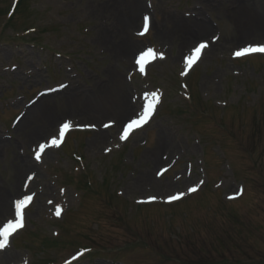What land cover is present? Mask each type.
<instances>
[{
  "label": "rangeland",
  "instance_id": "374dc122",
  "mask_svg": "<svg viewBox=\"0 0 264 264\" xmlns=\"http://www.w3.org/2000/svg\"><path fill=\"white\" fill-rule=\"evenodd\" d=\"M23 1L0 34V192L12 210L24 180L33 174L29 192L35 199L26 229L0 253V264H66L80 249L91 251L72 264H264V57L232 58L239 47L263 43L264 28L258 37L243 30L260 18L259 8L242 14L239 0H142L130 27L122 21L133 0ZM248 1L264 8V0ZM12 3L0 0V25ZM148 14L156 16V24L148 39L140 40L142 16ZM175 19L205 22L212 30L185 35L187 44L168 35L162 45L157 30L170 34ZM213 37L216 46L192 75L182 76L185 50ZM127 39L137 46L114 54ZM149 44L167 59L140 78L133 59ZM69 84L83 95L98 90L108 95L100 101L95 123L78 117L75 125L114 126L98 146L90 140L99 130L74 131L62 149L48 151L37 163L36 140L22 138L14 120L41 91ZM159 89L163 100L157 116L121 144L119 129L140 111L141 96ZM64 93L47 103L56 115L53 130L88 113L86 97L70 108ZM118 96L135 100L134 111L121 119L112 111ZM161 141L167 144L162 147ZM16 159L34 164L17 174ZM161 167L171 169L160 186L139 184L147 173L156 178ZM70 176L88 177L94 190L83 194ZM203 182L202 191L184 202L161 206L166 196ZM240 187L245 197L228 203L226 197ZM150 196L156 197L155 205L138 203ZM56 206L64 209L61 218L54 215Z\"/></svg>",
  "mask_w": 264,
  "mask_h": 264
},
{
  "label": "bare ground",
  "instance_id": "6f19581e",
  "mask_svg": "<svg viewBox=\"0 0 264 264\" xmlns=\"http://www.w3.org/2000/svg\"><path fill=\"white\" fill-rule=\"evenodd\" d=\"M141 3H142V0H133L131 7L129 8V10H131V11H130L129 15L127 16V19L123 20L122 23H126V25H129L130 27H134L136 25V17L134 14H135V11L140 7ZM239 5H240V10H241L242 14L246 13L247 9H249L250 7H253V6H255L256 8H259V10L261 11L259 14L260 18L256 19L254 21L255 23H253L248 28L247 27L243 28L244 33L254 32L255 37L256 36L258 37L261 33V29L264 28V8H262V6L259 5V3H254V5H253L248 0H239ZM250 9H254V7L250 8ZM185 26H187V27H185ZM211 30H212L211 27L205 22L204 23H198V22H194V21L185 22V21H182L181 19H179V20L175 19L173 21L172 28L170 29V34H167L164 30L158 29L157 30V36L162 41V43H165L167 41V36L170 35L173 39L179 38V40L182 41L183 44H187L189 42V41H187V39L189 40V38L187 37V39H186V36H188L189 33L192 36H198L199 37V36H204L205 34L211 32ZM185 31L186 32L189 31V32L186 33ZM136 46H137L136 43L132 39H127L125 44L122 47H118L116 50L114 49V54H117V53L122 52V51L128 53L132 49H134ZM212 49H213V46L210 47V50H212ZM203 58L204 57H202V59ZM202 59L199 61V63L197 65L200 64ZM197 65L194 67V69L192 70L190 75H192L194 73ZM99 89H101V87ZM67 93H68V95L66 97L67 99H65V102L70 108L73 105L78 106L77 104L79 102L78 100H80V97H83V98L86 97V100H87L86 104L83 105V110L87 111L88 113L81 112L80 116H77V117L72 118V119H77L78 117H85L87 120L92 121L93 123H95L94 120H98V119H95V118H97L95 115L98 112H101V108H103V107L100 108V106H99L100 101L102 99H103V101H105L106 98L108 97V95H106V92L104 90L103 91L98 90V91H96V93H93L91 95H83V93L81 91H78V89H67ZM58 95H61V94L52 95L50 97H45V98H43V99H45V100H43V102L40 103L38 101L32 107L26 109V112H25L23 118L20 120V122L17 125V128H19V130H20L19 132L21 133L22 138H24L25 140L35 139L36 142H40L41 140H45V137L47 135L49 136L52 133V130L54 128L53 124L55 123L54 120L56 119V115H54L52 107L47 105V103H49V100L51 98L54 99ZM134 108H135V106L131 101L127 102V100H125L124 97L118 96V102L116 103L114 108H112V111L118 116L117 118L121 119L123 116L133 112ZM125 122L126 121H124V123ZM108 134L109 133L107 131L102 130L100 128L99 133L92 140H90V145L91 146H98L99 144L106 142L107 138H109ZM69 135L66 138L65 144L67 142ZM32 143H33V141L31 142L30 145H32ZM165 143L166 142L161 141L160 144L162 145V147H164L167 144V143L166 144ZM1 146H2V142L0 141V147ZM147 157H148V155H147ZM149 158L157 159V155H153L152 157H150V155H149ZM14 162L16 165V167L14 169V173H17V174H20L22 172V170L24 169V167L32 168V165H33V163L28 161V160H24L23 161L24 163H23V162H19L18 159H16ZM165 182H166V184H170L169 179H167ZM161 183H162V181L155 179L151 173H147L145 175H142L139 178V184H141V185L142 184H149L150 186H160ZM15 189H16V187H15ZM20 190H22V188H20ZM244 197H245V195H244ZM9 213H11L10 214V217H11V215H13V212L11 211V208H9V206H8V202L6 200V195H5V193L0 192V219L8 218Z\"/></svg>",
  "mask_w": 264,
  "mask_h": 264
},
{
  "label": "snow or ice",
  "instance_id": "6c2138e0",
  "mask_svg": "<svg viewBox=\"0 0 264 264\" xmlns=\"http://www.w3.org/2000/svg\"><path fill=\"white\" fill-rule=\"evenodd\" d=\"M149 26V17L145 16L143 21V29L144 31L148 30ZM143 34V33H140ZM217 37H213L211 41L199 42L197 45L193 46V49L190 53L184 58L187 67H191L196 61L200 58L201 52L203 49L208 47V43L214 42ZM255 53H264V43L248 45L246 47L240 48L235 51L234 55L237 57H242L246 55H251ZM156 58V53L153 49L149 48L147 50H142L139 54V57L136 59V64L139 65V70L141 72L144 71L145 65L150 63L153 59ZM162 58V56H161ZM153 97V103L148 104L147 106H142V111L138 113L135 117L131 118L127 125L123 128V134L120 136L121 140H124L129 135L130 131L135 128L141 127L143 124H146L152 116V113L155 109V104L159 102L156 93H151ZM107 127V125H105ZM70 129V124L65 122L59 128L58 136L59 139L53 137L49 144L41 143L38 145L37 150L35 151V158L40 160L41 153H43L46 147L54 146L59 147V144L62 138L65 135L66 130ZM188 192H195L197 188L195 186L187 189ZM184 193H177L174 195H170L168 198V202L177 200L182 198ZM33 196L29 194L23 195L22 198H18L14 202V214L11 218H9L6 222L0 223V250L4 249L8 246L9 238L12 237L19 229L24 226V211L32 201ZM154 199V198H153ZM56 214H60V209H56Z\"/></svg>",
  "mask_w": 264,
  "mask_h": 264
}]
</instances>
